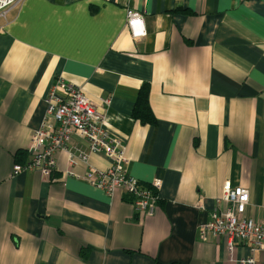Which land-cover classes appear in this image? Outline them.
<instances>
[{"label":"crops","instance_id":"0c3cea01","mask_svg":"<svg viewBox=\"0 0 264 264\" xmlns=\"http://www.w3.org/2000/svg\"><path fill=\"white\" fill-rule=\"evenodd\" d=\"M129 10L145 35L132 36ZM0 27V264H239L250 253L199 227L226 181L249 190L245 216L264 220V0H21ZM57 79L104 113L131 176L161 179L152 216L69 165L68 152H88L76 134L49 177L13 174ZM143 84L153 124L132 115ZM254 257L264 264V249Z\"/></svg>","mask_w":264,"mask_h":264},{"label":"built area","instance_id":"2783aa9c","mask_svg":"<svg viewBox=\"0 0 264 264\" xmlns=\"http://www.w3.org/2000/svg\"><path fill=\"white\" fill-rule=\"evenodd\" d=\"M20 1L0 0V19L5 18L7 11ZM126 24L132 36L145 35L139 13L129 10ZM59 86H64L63 94L56 93ZM45 100L46 109L41 125L31 133L30 157L23 163H15L13 174L39 170L49 177L57 165L56 154L68 151L71 137L76 134L86 140L88 152H68L69 165L85 163L88 168L82 178L89 185L110 196L120 189L127 195L138 216H152L160 200L158 191L161 179L155 177L144 184L129 174L125 144L106 129L104 113L97 109L82 87L73 83L63 85L62 79H57ZM92 153L104 155L109 159V165L105 168L92 166L89 163ZM68 174L73 172L70 170ZM249 200L250 193L246 187L224 182L217 198L219 205L199 227L202 240H206L209 234L222 236L230 251L235 244L248 246L250 253L240 258L239 264H256L254 252L264 249V220L257 221L245 216Z\"/></svg>","mask_w":264,"mask_h":264},{"label":"trees","instance_id":"16d2710c","mask_svg":"<svg viewBox=\"0 0 264 264\" xmlns=\"http://www.w3.org/2000/svg\"><path fill=\"white\" fill-rule=\"evenodd\" d=\"M148 85L143 84L139 90L132 115L134 118L139 119L143 123L153 124L155 123V117L151 111L148 101ZM157 264H184L181 262H170V263H157Z\"/></svg>","mask_w":264,"mask_h":264}]
</instances>
